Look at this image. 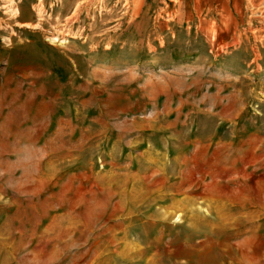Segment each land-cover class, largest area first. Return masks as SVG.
I'll return each mask as SVG.
<instances>
[{
    "label": "rangeland",
    "instance_id": "1",
    "mask_svg": "<svg viewBox=\"0 0 264 264\" xmlns=\"http://www.w3.org/2000/svg\"><path fill=\"white\" fill-rule=\"evenodd\" d=\"M262 6L0 0V264H264Z\"/></svg>",
    "mask_w": 264,
    "mask_h": 264
},
{
    "label": "crops",
    "instance_id": "2",
    "mask_svg": "<svg viewBox=\"0 0 264 264\" xmlns=\"http://www.w3.org/2000/svg\"><path fill=\"white\" fill-rule=\"evenodd\" d=\"M195 2L197 1V0H194ZM200 1V0H199ZM194 8L196 9V7L194 6ZM206 9H208V10H210V8H206ZM211 11V10H210Z\"/></svg>",
    "mask_w": 264,
    "mask_h": 264
},
{
    "label": "bare ground",
    "instance_id": "3",
    "mask_svg": "<svg viewBox=\"0 0 264 264\" xmlns=\"http://www.w3.org/2000/svg\"><path fill=\"white\" fill-rule=\"evenodd\" d=\"M262 7H263V6H262ZM262 9H264V7H263Z\"/></svg>",
    "mask_w": 264,
    "mask_h": 264
}]
</instances>
